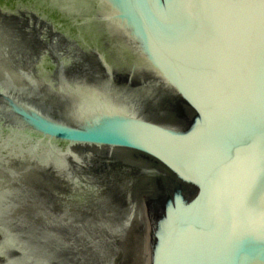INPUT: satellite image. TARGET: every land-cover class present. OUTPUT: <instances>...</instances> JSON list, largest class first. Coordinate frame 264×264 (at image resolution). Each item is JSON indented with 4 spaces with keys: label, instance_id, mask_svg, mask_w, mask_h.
Listing matches in <instances>:
<instances>
[{
    "label": "water",
    "instance_id": "water-1",
    "mask_svg": "<svg viewBox=\"0 0 264 264\" xmlns=\"http://www.w3.org/2000/svg\"><path fill=\"white\" fill-rule=\"evenodd\" d=\"M0 87V264H264V0H0Z\"/></svg>",
    "mask_w": 264,
    "mask_h": 264
},
{
    "label": "bare ground",
    "instance_id": "bare-ground-1",
    "mask_svg": "<svg viewBox=\"0 0 264 264\" xmlns=\"http://www.w3.org/2000/svg\"><path fill=\"white\" fill-rule=\"evenodd\" d=\"M0 93H3L5 95H8L9 98H11L14 102H16L17 104L19 103H25L24 105H29L27 102V100L30 97L29 95H20L18 93V91L16 89H11L10 92H8L7 90H5L4 88L0 87ZM39 98H33V100L31 101V105L28 107H35L38 106V100ZM100 101H96V107H103L104 105L101 102V104H99ZM4 117V116H3ZM8 119L4 117V119H2L0 121L1 124H3V126L8 125ZM14 134V133H13ZM17 139L23 143V144H28L30 147H32L33 151L28 150L25 152V154L29 155V156H40L43 159H47L46 154H49V151L54 152L57 156L55 158H50L56 162H63V163H69L72 164L76 167L82 168V169H95L97 167V164H102L104 163L103 160L105 159H112L110 158L108 155H106V153H103L101 151L98 150H94V149H89L87 147H84V149H75V150H71L69 152V154H65L62 155L60 154V149L56 148L54 146V144H51L49 142H45L42 144H37L35 142H32L31 144L25 142L23 140V138L21 137H17ZM2 140H4V142H2ZM5 140H9L8 138H2L0 141V151H7L10 152L11 149H18L19 147H15L12 148L11 145H8L6 143ZM83 147V146H82ZM59 152V154H58ZM61 161V162H60ZM132 161L134 163H139L140 162V158H133ZM141 220H144L143 215L141 214ZM143 225H145L146 221H142L141 222ZM137 246L138 248L135 250H131V254L130 257H128V260H130V262H126L125 264H148V243L147 242H137Z\"/></svg>",
    "mask_w": 264,
    "mask_h": 264
},
{
    "label": "snow or ice",
    "instance_id": "snow-or-ice-1",
    "mask_svg": "<svg viewBox=\"0 0 264 264\" xmlns=\"http://www.w3.org/2000/svg\"><path fill=\"white\" fill-rule=\"evenodd\" d=\"M258 190L259 191H264V176H261L259 178V182H258Z\"/></svg>",
    "mask_w": 264,
    "mask_h": 264
},
{
    "label": "rangeland",
    "instance_id": "rangeland-1",
    "mask_svg": "<svg viewBox=\"0 0 264 264\" xmlns=\"http://www.w3.org/2000/svg\"><path fill=\"white\" fill-rule=\"evenodd\" d=\"M130 262V261H129Z\"/></svg>",
    "mask_w": 264,
    "mask_h": 264
}]
</instances>
